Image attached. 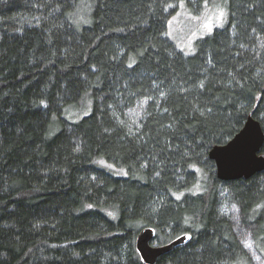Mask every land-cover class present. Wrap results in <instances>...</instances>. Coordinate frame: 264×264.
Wrapping results in <instances>:
<instances>
[{"label": "trees", "instance_id": "obj_1", "mask_svg": "<svg viewBox=\"0 0 264 264\" xmlns=\"http://www.w3.org/2000/svg\"><path fill=\"white\" fill-rule=\"evenodd\" d=\"M213 1L0 0V264H146V226L190 235L154 264H252L229 202L264 254V170L208 157L249 115L264 131V0H228L193 55L166 36Z\"/></svg>", "mask_w": 264, "mask_h": 264}, {"label": "water", "instance_id": "obj_2", "mask_svg": "<svg viewBox=\"0 0 264 264\" xmlns=\"http://www.w3.org/2000/svg\"><path fill=\"white\" fill-rule=\"evenodd\" d=\"M264 143V131L258 119L249 115L241 129L226 143L214 145L208 157L214 162L216 177L222 181L248 179L264 170V154L260 153ZM153 227L141 228L136 236V249L146 264H154L157 258L177 245L189 240V234H181L170 241L153 245Z\"/></svg>", "mask_w": 264, "mask_h": 264}, {"label": "rangeland", "instance_id": "obj_3", "mask_svg": "<svg viewBox=\"0 0 264 264\" xmlns=\"http://www.w3.org/2000/svg\"><path fill=\"white\" fill-rule=\"evenodd\" d=\"M223 11L224 15L220 16ZM228 20V0H214L193 12L185 2H181L179 9L171 15L166 25V36L185 56L196 52L199 39L221 29ZM208 27H205V26ZM210 27V31L208 28ZM223 211L231 221L232 230L251 259L252 264H264V254L256 247L254 239L255 224L246 222L241 209L234 203H227ZM247 242L248 246H245ZM153 245H158L152 241Z\"/></svg>", "mask_w": 264, "mask_h": 264}, {"label": "snow or ice", "instance_id": "obj_4", "mask_svg": "<svg viewBox=\"0 0 264 264\" xmlns=\"http://www.w3.org/2000/svg\"><path fill=\"white\" fill-rule=\"evenodd\" d=\"M223 15H224V13H223V11H221V12H220V16H223ZM205 27H208V26L206 25ZM208 30L210 31V27L208 28ZM245 246H248V245H247V242H245Z\"/></svg>", "mask_w": 264, "mask_h": 264}]
</instances>
